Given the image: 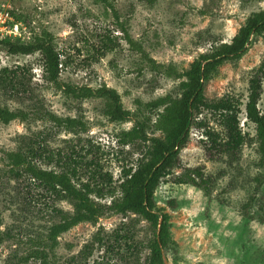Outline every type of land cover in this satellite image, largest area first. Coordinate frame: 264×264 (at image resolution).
Returning a JSON list of instances; mask_svg holds the SVG:
<instances>
[{
	"label": "rangeland",
	"instance_id": "374dc122",
	"mask_svg": "<svg viewBox=\"0 0 264 264\" xmlns=\"http://www.w3.org/2000/svg\"><path fill=\"white\" fill-rule=\"evenodd\" d=\"M114 5L119 19L96 0H0V12L12 15L7 22L0 16V38L30 41L50 31L62 57L60 79L80 87L69 94L59 90L41 51H0V109L21 116L0 118V230L11 233L0 244V264H156L157 231L136 205L140 169L159 147L140 137L134 121L113 120L109 99L81 87L115 88L132 111L139 107L137 99L145 104L178 95L181 79L153 69L131 48L120 24L158 63L183 72L215 44L230 42L253 12L264 9V0H114ZM15 24L18 30L11 33ZM263 62L264 33L255 34L241 57L225 61L205 81L208 101H241L240 127L247 140L237 155L218 151L208 135L220 133L218 140L224 141L221 116L206 109L195 114L181 163L200 166L215 182L208 197L175 175L162 181L156 202L170 219L166 264H264L259 220L264 159L245 114L250 78ZM259 107L264 113V82ZM155 114L146 112L152 118L148 132L161 137L153 128ZM22 159L68 178L84 200L97 205L98 220L60 234L55 246L33 248L27 237L47 236L57 223L89 210L52 181L11 165ZM172 199L177 207L169 204Z\"/></svg>",
	"mask_w": 264,
	"mask_h": 264
},
{
	"label": "trees",
	"instance_id": "16d2710c",
	"mask_svg": "<svg viewBox=\"0 0 264 264\" xmlns=\"http://www.w3.org/2000/svg\"><path fill=\"white\" fill-rule=\"evenodd\" d=\"M96 1L112 9L115 17L119 19L114 0ZM120 27L125 32V39L131 48L141 53L153 69L158 70L162 68L166 76L181 79L179 85L180 93L178 95L168 93L145 104L137 99L136 104L139 106L137 111L125 108L122 96L115 88L107 85H102L98 88L81 87L98 97H106L109 99L114 111L112 116L113 120L123 119L134 121L138 126L140 137L159 147L158 155L146 162L140 169L138 181L140 202L136 207L157 231L152 246L153 260L156 264H166L164 249L168 248L167 244L171 239L170 219L169 215L163 213L158 207L156 192L166 177L175 175L180 183L197 186L203 189L208 197H211L215 180L211 176L206 175L200 166L183 167L180 158L182 149L189 141L190 128L193 124L195 114L201 113L202 110L206 109L212 113L219 114L222 118V124L226 129L224 141L218 140L221 137L220 133L209 132V135L207 134L212 140V147H215V149L221 152H229L237 155L244 142H246L247 133H243L239 120V114L242 112L241 101L233 97H227L210 102L206 99L204 84L225 61L241 57L246 52L253 35L264 33V9L253 12L230 42L215 44L210 52L201 54L198 59L191 63L190 68L183 72L178 71L172 64L166 66L158 63L147 53L143 45L132 37L123 23L120 24ZM0 51L8 53H33L35 51H41L45 54L48 62L49 77L59 90L69 94L80 88L60 79L61 68L63 66L62 57L55 45L54 35L46 29L41 33L34 34L30 41L19 38H0ZM263 82L264 62L250 78L249 93L245 103L246 118L249 123L254 125L262 159H264V113L260 110L259 102L263 92ZM148 110L156 111V120L153 123V128L162 133L161 137L151 136L148 132L147 121H151L152 119L146 116ZM141 113L144 114V119L142 117L139 118ZM20 117L17 113L10 110L0 109V118L3 120H12ZM69 122L72 125L79 124L83 127L85 126L82 120H70ZM11 165H14L16 168H21L39 179L52 181L89 210L87 213L71 221L57 223L53 231L47 236L37 235L27 237V242L33 248H41L49 243L51 246H55L60 234L69 231L79 223L86 221L96 222L98 220L97 205L84 200L74 189L68 178L61 174L43 171L37 166L29 165L23 159L19 163H11ZM180 169L182 170L176 173ZM252 199H250L251 202ZM169 202L172 207H177L175 199ZM250 205V202L245 204L246 211H248ZM259 218L260 222L264 224V214L259 215ZM1 225L0 218V227ZM10 234L8 231L2 232L0 230V244L6 237H10Z\"/></svg>",
	"mask_w": 264,
	"mask_h": 264
},
{
	"label": "built area",
	"instance_id": "2783aa9c",
	"mask_svg": "<svg viewBox=\"0 0 264 264\" xmlns=\"http://www.w3.org/2000/svg\"><path fill=\"white\" fill-rule=\"evenodd\" d=\"M0 16L5 18V20H3V22H5V21L7 22L8 19H10V17H12V15L9 12V10H5L3 12H0ZM16 30H18V25L17 24H15L12 28H10L11 33L13 31H16ZM11 33H9V34H11Z\"/></svg>",
	"mask_w": 264,
	"mask_h": 264
}]
</instances>
